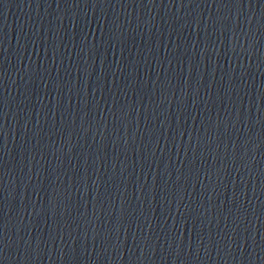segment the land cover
Segmentation results:
<instances>
[{"label":"water","instance_id":"1","mask_svg":"<svg viewBox=\"0 0 264 264\" xmlns=\"http://www.w3.org/2000/svg\"><path fill=\"white\" fill-rule=\"evenodd\" d=\"M0 264H264V0H0Z\"/></svg>","mask_w":264,"mask_h":264}]
</instances>
